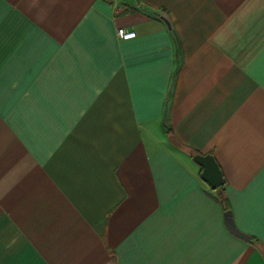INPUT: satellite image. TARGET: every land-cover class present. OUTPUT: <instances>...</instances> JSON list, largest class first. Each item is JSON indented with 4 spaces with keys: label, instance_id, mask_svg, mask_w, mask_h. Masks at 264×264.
Wrapping results in <instances>:
<instances>
[{
    "label": "crops",
    "instance_id": "0c3cea01",
    "mask_svg": "<svg viewBox=\"0 0 264 264\" xmlns=\"http://www.w3.org/2000/svg\"><path fill=\"white\" fill-rule=\"evenodd\" d=\"M137 1L0 0V264H264V0Z\"/></svg>",
    "mask_w": 264,
    "mask_h": 264
},
{
    "label": "water",
    "instance_id": "95a60500",
    "mask_svg": "<svg viewBox=\"0 0 264 264\" xmlns=\"http://www.w3.org/2000/svg\"><path fill=\"white\" fill-rule=\"evenodd\" d=\"M194 160L203 168L201 178L212 188L219 189L224 186L225 180L222 170L215 158L212 155H197ZM225 223L229 231L236 237L245 241L250 239V236L242 232L237 226L231 211L224 214Z\"/></svg>",
    "mask_w": 264,
    "mask_h": 264
},
{
    "label": "built area",
    "instance_id": "2783aa9c",
    "mask_svg": "<svg viewBox=\"0 0 264 264\" xmlns=\"http://www.w3.org/2000/svg\"><path fill=\"white\" fill-rule=\"evenodd\" d=\"M135 6L137 8H141L142 7V3L140 0H138L135 4ZM118 37L121 39V40H124V41H127V40H132V39H135L137 37V33L135 31H130V30H127V29H123V28H120L118 30Z\"/></svg>",
    "mask_w": 264,
    "mask_h": 264
},
{
    "label": "trees",
    "instance_id": "16d2710c",
    "mask_svg": "<svg viewBox=\"0 0 264 264\" xmlns=\"http://www.w3.org/2000/svg\"><path fill=\"white\" fill-rule=\"evenodd\" d=\"M222 190V187L219 188ZM219 201L220 203L224 206V210L227 212V211H230L229 207H228V201L226 199V196L224 195V193L221 191L220 195H219Z\"/></svg>",
    "mask_w": 264,
    "mask_h": 264
}]
</instances>
